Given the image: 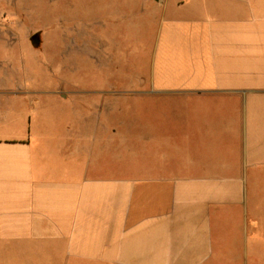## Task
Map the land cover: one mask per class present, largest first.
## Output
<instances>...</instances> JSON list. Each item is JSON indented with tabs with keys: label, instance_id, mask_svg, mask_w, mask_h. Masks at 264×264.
Segmentation results:
<instances>
[{
	"label": "crops",
	"instance_id": "0c3cea01",
	"mask_svg": "<svg viewBox=\"0 0 264 264\" xmlns=\"http://www.w3.org/2000/svg\"><path fill=\"white\" fill-rule=\"evenodd\" d=\"M153 8L137 115L0 70V264H264V0Z\"/></svg>",
	"mask_w": 264,
	"mask_h": 264
},
{
	"label": "rangeland",
	"instance_id": "374dc122",
	"mask_svg": "<svg viewBox=\"0 0 264 264\" xmlns=\"http://www.w3.org/2000/svg\"><path fill=\"white\" fill-rule=\"evenodd\" d=\"M153 5L155 0H0L3 79L7 74L66 91L113 83L120 96L113 112L137 115V98L121 96L123 87L137 89L139 75H147L156 30Z\"/></svg>",
	"mask_w": 264,
	"mask_h": 264
},
{
	"label": "water",
	"instance_id": "95a60500",
	"mask_svg": "<svg viewBox=\"0 0 264 264\" xmlns=\"http://www.w3.org/2000/svg\"><path fill=\"white\" fill-rule=\"evenodd\" d=\"M37 40H38L37 35H33V36L31 37V41H32V43L35 44V45H37Z\"/></svg>",
	"mask_w": 264,
	"mask_h": 264
}]
</instances>
